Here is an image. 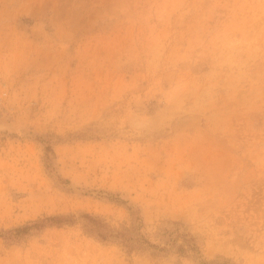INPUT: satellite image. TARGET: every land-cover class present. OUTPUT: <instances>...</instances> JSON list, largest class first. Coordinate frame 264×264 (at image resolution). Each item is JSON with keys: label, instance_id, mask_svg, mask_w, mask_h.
I'll use <instances>...</instances> for the list:
<instances>
[{"label": "rangeland", "instance_id": "374dc122", "mask_svg": "<svg viewBox=\"0 0 264 264\" xmlns=\"http://www.w3.org/2000/svg\"><path fill=\"white\" fill-rule=\"evenodd\" d=\"M128 206L151 241L180 222L205 261L264 264V0H0V264H197L80 218L3 233Z\"/></svg>", "mask_w": 264, "mask_h": 264}, {"label": "trees", "instance_id": "16d2710c", "mask_svg": "<svg viewBox=\"0 0 264 264\" xmlns=\"http://www.w3.org/2000/svg\"><path fill=\"white\" fill-rule=\"evenodd\" d=\"M44 143L46 153H53L50 145L46 142ZM128 209L131 214L130 225L119 228L110 226L99 216L82 212L79 217H75L73 214L44 216L5 230L3 233H9L13 237L20 238L29 234L32 230H39L47 225L60 226L72 223L80 218L83 229L88 235L102 242L117 243L126 253L146 252L150 256L158 257L170 252H174L178 256H187L188 251H192L196 254L197 264H234L230 259L213 260L211 262L202 259L194 236L185 228H181L182 224L180 222H172L170 228L161 230L157 235L159 242L151 241L142 233L143 220L139 210H131L130 206H128ZM179 239L181 240L180 242H178Z\"/></svg>", "mask_w": 264, "mask_h": 264}]
</instances>
